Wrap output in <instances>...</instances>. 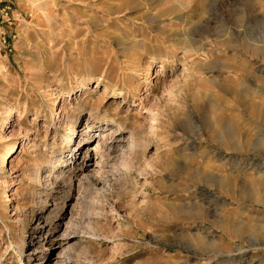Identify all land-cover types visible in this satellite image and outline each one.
I'll return each instance as SVG.
<instances>
[{"label": "rangeland", "instance_id": "374dc122", "mask_svg": "<svg viewBox=\"0 0 264 264\" xmlns=\"http://www.w3.org/2000/svg\"><path fill=\"white\" fill-rule=\"evenodd\" d=\"M262 110L264 0H0V264H264Z\"/></svg>", "mask_w": 264, "mask_h": 264}, {"label": "bare ground", "instance_id": "6f19581e", "mask_svg": "<svg viewBox=\"0 0 264 264\" xmlns=\"http://www.w3.org/2000/svg\"><path fill=\"white\" fill-rule=\"evenodd\" d=\"M205 29H207V23L206 24L204 23L203 28H199L197 30H191L190 33H183L182 35H177V37L172 40L173 43H174L175 48H181L183 51H189L191 49V47H192L193 44H196V43H200L201 42V39L203 38V35L202 34L205 31ZM152 73H148L146 75V77H148V80L153 76ZM114 94H115L114 97L115 98H118V97H121V95H123V92L122 91H117ZM60 103H61V107L60 108H58V107L56 108V110L59 109L58 112H57V114H56V115H59V116H61V108L64 106V103L62 101ZM262 112H263V110H262ZM263 113L261 114V116L263 115ZM263 119H264V117H263ZM109 125L114 126L115 125L114 121H112ZM73 131L76 132L75 126H74ZM15 149H16V151H15ZM18 149H19V145H17L15 143V144H13L12 146H10L7 149V152H17ZM1 166H2L1 169L3 170L4 163ZM259 183H263V180L261 178H256L255 179V184L258 185ZM221 191L223 192V190H221ZM249 230L250 231H256V228L255 227H250ZM222 231H223V233H225L224 235L239 236V232L236 231V230H235L234 233H232L233 229H232V231H229V230H227V228H222Z\"/></svg>", "mask_w": 264, "mask_h": 264}]
</instances>
